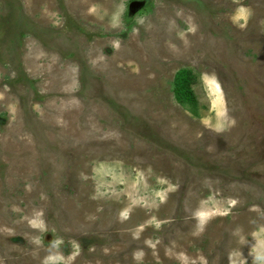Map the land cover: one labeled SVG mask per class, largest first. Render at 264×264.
I'll list each match as a JSON object with an SVG mask.
<instances>
[{
    "label": "rangeland",
    "instance_id": "1",
    "mask_svg": "<svg viewBox=\"0 0 264 264\" xmlns=\"http://www.w3.org/2000/svg\"><path fill=\"white\" fill-rule=\"evenodd\" d=\"M0 264H264V0H0Z\"/></svg>",
    "mask_w": 264,
    "mask_h": 264
},
{
    "label": "trees",
    "instance_id": "2",
    "mask_svg": "<svg viewBox=\"0 0 264 264\" xmlns=\"http://www.w3.org/2000/svg\"><path fill=\"white\" fill-rule=\"evenodd\" d=\"M179 81V85L181 86V91H180V95L179 98H181V96H185V98H183L184 100L187 99V101L191 102L189 96H188V91H189V86L192 84L191 82V73L188 72H184L181 74V76L178 79ZM182 100V99H181Z\"/></svg>",
    "mask_w": 264,
    "mask_h": 264
}]
</instances>
